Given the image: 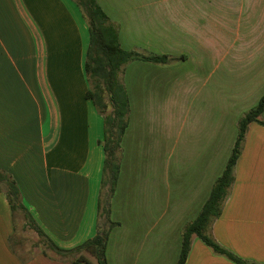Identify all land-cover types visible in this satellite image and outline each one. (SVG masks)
I'll return each instance as SVG.
<instances>
[{
    "label": "crops",
    "instance_id": "0c3cea01",
    "mask_svg": "<svg viewBox=\"0 0 264 264\" xmlns=\"http://www.w3.org/2000/svg\"><path fill=\"white\" fill-rule=\"evenodd\" d=\"M120 43L142 54L121 77L129 127L113 198L119 223L108 264H177L184 227L208 200L238 136L240 117L264 94V0H97ZM87 19L75 0H0V171L58 247L96 234L104 118L86 97ZM264 121V112L261 115ZM0 187L3 184L0 183ZM18 215L0 190V264H72L40 237L20 254ZM214 238L264 264V124L247 130ZM185 264H239L194 237Z\"/></svg>",
    "mask_w": 264,
    "mask_h": 264
},
{
    "label": "trees",
    "instance_id": "16d2710c",
    "mask_svg": "<svg viewBox=\"0 0 264 264\" xmlns=\"http://www.w3.org/2000/svg\"><path fill=\"white\" fill-rule=\"evenodd\" d=\"M89 24L90 44L86 58V73L89 89L86 97L96 105L104 118V136L100 143L105 152L101 189L98 202L96 234L83 244L71 250L58 247L37 225L34 218L22 202V194L17 182L6 172L0 171V183L8 197L14 213L21 212L29 227L45 240L47 247L62 257L86 252L96 258L94 263L85 254L73 259L72 264H108L107 247L112 230L119 225L112 218L113 198L117 189L123 160L122 142L129 127L130 98L121 77L124 67L135 60H147L155 63H169L183 60L169 55L142 54L122 47L117 25L111 21L97 0H75ZM264 112V94L259 102L246 111L238 122V136L232 153L222 174L216 179L210 196L199 215L189 222L182 232V247L177 264H185L194 237L202 239L212 250L239 264H256L236 256L222 246L212 234V225L221 215L224 203L235 180V168L242 153L249 125L261 120Z\"/></svg>",
    "mask_w": 264,
    "mask_h": 264
},
{
    "label": "rangeland",
    "instance_id": "374dc122",
    "mask_svg": "<svg viewBox=\"0 0 264 264\" xmlns=\"http://www.w3.org/2000/svg\"><path fill=\"white\" fill-rule=\"evenodd\" d=\"M23 216L18 215L17 223H16V234H15V240L17 242L18 238H23V244H18L16 248L20 252V254L26 255L34 250L35 243L37 242V239L40 240V237L35 234L30 229H24V222H23ZM18 243V242H17ZM89 256L91 254L87 253Z\"/></svg>",
    "mask_w": 264,
    "mask_h": 264
}]
</instances>
